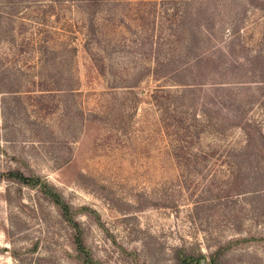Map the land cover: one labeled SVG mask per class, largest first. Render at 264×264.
<instances>
[{"label": "rangeland", "instance_id": "374dc122", "mask_svg": "<svg viewBox=\"0 0 264 264\" xmlns=\"http://www.w3.org/2000/svg\"><path fill=\"white\" fill-rule=\"evenodd\" d=\"M132 3L96 15L100 42L77 52L80 85L68 94L49 90L62 86L49 77L54 68L35 74L45 50L37 42L72 21L70 10L34 23L29 10L24 19L8 17L3 11L12 9L0 0V172L46 178L100 264H176L179 252L193 256L190 264H264V0L190 5L191 52L208 50L212 72L228 68L204 82L237 84L206 94L204 85L180 98L189 109L169 114L150 92L174 88L162 75L180 48L175 6ZM121 83L136 85L132 111L121 109V96L111 104L106 87ZM108 101L106 123L83 124L81 109L87 115ZM72 237L40 192L0 179V264H80Z\"/></svg>", "mask_w": 264, "mask_h": 264}, {"label": "trees", "instance_id": "16d2710c", "mask_svg": "<svg viewBox=\"0 0 264 264\" xmlns=\"http://www.w3.org/2000/svg\"><path fill=\"white\" fill-rule=\"evenodd\" d=\"M143 1L144 0H3V3L9 4L10 7H7L12 9L8 11L4 10L3 12L7 14L8 17H15L20 20L24 19L23 15L29 10L34 13L30 16L31 20L35 21L34 23H37L41 20L40 16H43L42 19L44 22L52 15L58 17L56 12L58 8L70 10V15L72 16L69 18H72V21L64 19L61 24L62 27L56 28L51 26L50 39L37 42V46L40 49L44 46L45 50H40L35 75L36 77H39V79H42L44 78L43 69L54 68L55 70L53 74V70H49L51 71V76H49V74L48 76L54 78V75H57V83L62 81V86L59 88H50L49 90H59L68 94H73L78 91L80 85V80L75 75L74 68L77 52L79 50L88 51L94 46V44L100 42L96 15L101 10H104L115 3L124 5L133 2L135 5H138ZM167 1H171L175 6V31H178V43L180 44V48L176 55L177 60L171 65L172 68L170 71L167 72V74L162 75V77L172 78L173 83L171 85H173L174 88L165 85H158L150 92L152 102L155 103L165 114L172 113V111H176L178 108L189 109V107H184L183 103L180 102V98H185L188 93L203 91L202 87L204 85L210 87L208 88V91H204V94H206L211 93L212 90L232 91L237 84L229 83L225 80L204 82L205 79H207L209 72H212L208 67L210 63L209 60H211L209 57L210 53L208 50H201L200 52L192 53V40L191 38L186 39L188 37V30L191 27L189 24L191 18L188 12L189 7L196 0ZM197 1L203 3L206 0ZM57 17L55 19H57ZM21 21L23 22V20ZM57 65L60 66V70L56 71ZM217 66L218 65L216 64V71L212 72L213 74H227L228 68ZM158 67L159 66L151 70L152 74L157 73L156 71L158 70ZM229 70L232 69L230 68ZM135 89L136 85H130L127 83L113 85L110 88L109 86L106 87V90L109 91V94L111 95L110 97L113 100L112 102L110 100L111 104L115 101L113 97L121 96L122 98L119 100V104L121 109H125L126 111L134 110L139 103V98ZM109 104L108 101V104L104 106L105 109L102 107L100 111H94L87 115L86 112L81 109L79 113L81 116L83 115V124L87 121H97L100 125L106 123L108 111L111 110ZM195 108L196 106L194 109L192 108V112L196 110ZM200 109L202 110V108ZM204 109L205 112L203 111L202 115L208 119L206 107ZM90 115L95 116L92 119ZM199 118L200 116L197 117V115L192 116L194 121L198 122V124L203 123L204 127H206L207 124L204 123V120ZM207 119L206 121H208ZM238 126L241 127L240 122ZM114 127L119 128L121 126L114 125ZM186 128H188V126ZM262 139L264 140V136ZM196 156L198 155L196 154ZM1 178L14 181L19 185L34 188L40 192L43 197L51 201V203L58 208L63 219L73 230V249L80 264H100L98 260H95L90 250L86 247L82 236V230L73 216L74 212L70 205L63 200L58 190L51 185L46 178H43L36 173H25L20 169H9L0 172V179ZM163 203L165 205V202H162V205ZM152 205L157 206L159 203H154ZM221 250L222 248L220 249L219 247L215 252ZM177 256L179 258L178 263L176 264H190L193 259L192 255H187L182 252H179Z\"/></svg>", "mask_w": 264, "mask_h": 264}]
</instances>
